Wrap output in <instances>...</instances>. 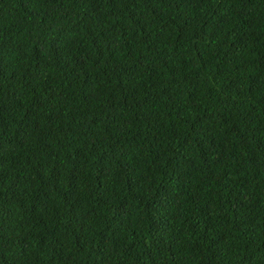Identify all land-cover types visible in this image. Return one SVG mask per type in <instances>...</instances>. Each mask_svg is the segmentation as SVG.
Here are the masks:
<instances>
[{"label": "trees", "instance_id": "16d2710c", "mask_svg": "<svg viewBox=\"0 0 264 264\" xmlns=\"http://www.w3.org/2000/svg\"><path fill=\"white\" fill-rule=\"evenodd\" d=\"M0 264H264V0H0Z\"/></svg>", "mask_w": 264, "mask_h": 264}]
</instances>
